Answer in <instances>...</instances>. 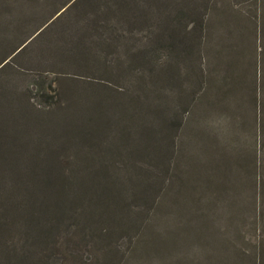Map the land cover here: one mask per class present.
Instances as JSON below:
<instances>
[{"label":"rangeland","instance_id":"rangeland-1","mask_svg":"<svg viewBox=\"0 0 264 264\" xmlns=\"http://www.w3.org/2000/svg\"><path fill=\"white\" fill-rule=\"evenodd\" d=\"M0 264H264V0H0Z\"/></svg>","mask_w":264,"mask_h":264},{"label":"trees","instance_id":"trees-1","mask_svg":"<svg viewBox=\"0 0 264 264\" xmlns=\"http://www.w3.org/2000/svg\"><path fill=\"white\" fill-rule=\"evenodd\" d=\"M243 28L241 27V26H238L237 27V31H235V34H237L236 35V38L234 37V41H231L230 40V38L228 39V42H224V44H222L219 48H218V50H221V53H220V58H218V61L220 62V65H221V70L219 71V70H215L214 71V73L216 74H218L219 76H221V79H220V82L218 83V85L217 86H215V87H222L223 89H226L227 88V86L226 87H224V85L226 84V82H228V80L226 79V77L228 76V74H227V67H225V65L226 64H228L227 63V61L225 60V55H228L229 54V52H228V50H229V45H231L232 46V48H238V49H240L241 51H243V54H248L247 55V57H246V59H248L249 60V62H250V53H251V43L249 42V40H251V39H249V37H248V35L247 34H243ZM235 34H233V35H235ZM242 39V40H241ZM248 39V40H247ZM238 40H240V43H237V41ZM237 43V44H236ZM18 48L19 47H17V49H15L14 50V52H13V54L18 50ZM20 48H21V46H20ZM259 49H260V46H256V50H257V53H258V55H259ZM260 51H262V49H260ZM249 65V63L247 64V66ZM239 83H237V85H238ZM237 85H236V88H237ZM233 88H235L233 85H231L229 88H227V90L229 91L230 89H233ZM223 89L221 90V93L218 95L215 91H217V90H215V89H212V91H208L207 93H206V98H210L209 99V101L210 100H212V104H209L208 106H210V108H211V110H212V113H213V116L211 115V113H210V115H208V117L206 116V115H203L199 120H200V122H199V124H198V128H197V130H196V134H195V137H196V139H197V142H198V140H199V142L200 143H204L205 145H207L208 144V141H212V135L213 134H216L217 132H219V128H220V126L219 127H217V126H215L214 125V123H215V120H216V117L217 116H222L223 115V113H224V110H225V108L230 104V100H231V102L233 101V99H234V97H237L238 96V93H237V91H236V89H235V94L234 95H226V90L225 91H223ZM256 91L254 92V89H253V93H251V91H250V97H253V96H255V94H256V96H259L260 95V91H259V89H255ZM211 95H212V97H211ZM206 100V99H205ZM256 102V105H259V101L257 102V100L255 101ZM254 101L252 102V103H255ZM254 105V104H253ZM207 106V107H208ZM260 106V105H259ZM231 107V106H230ZM254 108H255V106H254ZM241 111V108L240 107H237V112H240ZM213 119L214 121H213V123H212V127H211V130L209 129V127H208V120L209 119ZM257 117H255V119H256ZM256 124L258 125V122H257V120H256ZM246 125V124H245ZM232 126L231 125H228L227 126V128H231ZM254 127H255V122H254ZM224 128H225V126H224ZM249 129H250V127H249ZM258 129H259V126H256V137H257V132H258ZM193 133H195V131L193 130L192 131V135H193ZM231 134H233V132L231 133ZM248 137H244V139L245 140H248V138H249V136H250V134L249 135H247ZM256 137H255V139H254V143H250L249 142V144H251V145H254L255 146V150H254V155H253V159H254V161H255V163H256V168H257V158H258V156H257V139H256ZM238 141V147H235L236 149H232V150H230L229 148H223L222 147V150H223V152H222V158H221V160H222V162H221V164H220V166L223 168V170L224 169H226V168H229V167H231V163H233L234 161H238V160H240L241 158H242V145H243V141L244 140H242V145L240 144V141L239 140H237ZM249 141V140H248ZM207 143V144H206ZM234 146V145H233ZM219 148L220 147H213V148H209V150L208 151H206V152H204V155L206 156V154H211V152H212V154L213 155H217L218 154V152H219ZM230 150V151H229ZM234 150L237 152V155H235L236 156V158L237 159H235V156H234ZM225 152H227L226 154H225ZM230 153H234L233 155H231L230 156ZM217 162H219V159H217V158H214ZM235 159V160H234ZM225 160H226V165L224 164L225 163ZM225 165V166H224ZM221 171V169H219L218 168V166L217 165H215L214 167H213V171H212V174H211V177L210 178H213V179H218V180H220L221 178H219V172ZM230 171H231V169H230ZM225 173H226V175L228 176V174H229V170L228 171H225ZM222 179H223V177H222ZM257 179L259 180V177L258 176H256V170H255V174L253 175V178H252V180H253V182L255 181V184H256V188L254 187V198H255V200H256V194L258 193V188H257ZM226 180H227V178H226ZM225 180V181H226ZM229 180H232V181H240V180H237L235 177H234V174H232L231 175V178L229 179ZM225 181L224 182H222V183H220L221 185H223V184H225ZM240 185H242V181H240ZM239 190H240V187H239V189H238V192H239ZM184 191H181V194L183 193ZM184 194V193H183ZM182 194V195H183ZM234 201L235 200H233V201H231L230 203H229V206L231 205V204H233L232 206H233V208L235 207V203H234ZM227 204H226V207H229ZM254 206H256V203L254 202ZM178 209V211L180 210V208H177ZM189 221L190 220H188V221H186L185 222V224H187V223H189ZM204 224H205V226H209L210 224H211V221L209 220H206L205 222H204ZM207 227H206V232H207V236H208V232H212L213 231V229H211L210 231H208V229H207ZM205 230V229H204ZM193 231H194V229L193 230H190V233H186L187 234V236H188V238L189 239H192V238H197L198 240L200 239V236H199V234H198V231H199V229L198 230H195L194 231V233H193ZM201 231H203V230H201ZM185 237V236H184ZM209 245H212V244H209Z\"/></svg>","mask_w":264,"mask_h":264}]
</instances>
